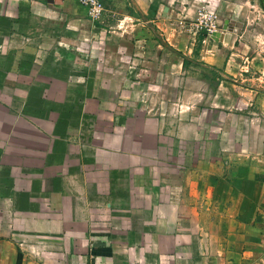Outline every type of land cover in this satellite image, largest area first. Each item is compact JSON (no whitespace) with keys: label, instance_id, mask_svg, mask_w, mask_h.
<instances>
[{"label":"crops","instance_id":"obj_1","mask_svg":"<svg viewBox=\"0 0 264 264\" xmlns=\"http://www.w3.org/2000/svg\"><path fill=\"white\" fill-rule=\"evenodd\" d=\"M103 1L0 0V264H264V0Z\"/></svg>","mask_w":264,"mask_h":264},{"label":"rangeland","instance_id":"obj_2","mask_svg":"<svg viewBox=\"0 0 264 264\" xmlns=\"http://www.w3.org/2000/svg\"><path fill=\"white\" fill-rule=\"evenodd\" d=\"M258 6H260L258 4ZM254 8L255 15L253 17L246 19V25L244 28L245 33L247 34L248 39H246V47L249 49L247 57L249 61L251 60V54L255 56V61L257 65L264 63V11L258 7ZM252 76L256 83L264 82V72L263 69L258 70L257 68H252ZM263 77V79H262Z\"/></svg>","mask_w":264,"mask_h":264},{"label":"built area","instance_id":"obj_3","mask_svg":"<svg viewBox=\"0 0 264 264\" xmlns=\"http://www.w3.org/2000/svg\"><path fill=\"white\" fill-rule=\"evenodd\" d=\"M82 5H84L88 10V15L93 20L101 21L104 20L105 14L108 12L109 8L104 3L103 0H78ZM199 23L201 29L205 31V38L208 39L216 32L220 26L221 22L218 14L214 11H209L207 9H202L199 12ZM198 28V27H197ZM110 29L113 30L111 27Z\"/></svg>","mask_w":264,"mask_h":264},{"label":"water","instance_id":"obj_4","mask_svg":"<svg viewBox=\"0 0 264 264\" xmlns=\"http://www.w3.org/2000/svg\"><path fill=\"white\" fill-rule=\"evenodd\" d=\"M227 27H228V25L225 26V28H227ZM220 35H221V32H218V31H216V32H214V33L212 34V36L215 37L217 40H219L218 37H219Z\"/></svg>","mask_w":264,"mask_h":264}]
</instances>
